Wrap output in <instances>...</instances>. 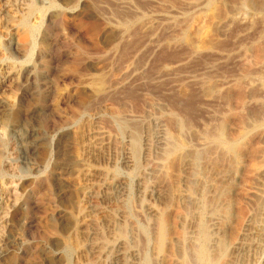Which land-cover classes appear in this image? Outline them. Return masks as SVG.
Wrapping results in <instances>:
<instances>
[{"label":"rangeland","instance_id":"rangeland-1","mask_svg":"<svg viewBox=\"0 0 264 264\" xmlns=\"http://www.w3.org/2000/svg\"><path fill=\"white\" fill-rule=\"evenodd\" d=\"M263 203L264 0H0V264H264Z\"/></svg>","mask_w":264,"mask_h":264},{"label":"bare ground","instance_id":"bare-ground-1","mask_svg":"<svg viewBox=\"0 0 264 264\" xmlns=\"http://www.w3.org/2000/svg\"><path fill=\"white\" fill-rule=\"evenodd\" d=\"M123 125V124H122ZM135 139H137V134L135 133ZM226 144V143H225ZM223 145V143H222ZM173 146V145H172ZM174 147V146H173ZM140 150V149H139ZM225 150V149H224ZM229 150V148H228ZM138 151V150H137ZM135 151V152H137ZM222 151V150H221ZM226 153V152H225ZM222 154V153H220ZM211 155V154H210ZM224 155V154H223ZM227 155V154H226ZM225 155V156H226ZM231 155H234L231 153ZM230 155V156H231ZM236 155V154H235ZM214 156V155H213ZM206 157V156H205ZM222 157V156H221ZM234 157V156H233ZM232 157V158H233ZM184 158V157H183ZM229 158V157H228ZM231 158V159H232ZM165 159V158H164ZM221 159V158H220ZM222 159H224V157H222ZM229 160V159H228ZM233 160V159H232ZM198 161V160H197ZM223 161V160H222ZM212 163V162H211ZM225 163V162H224ZM229 164V162H226ZM199 166V165H198ZM218 166V165H217ZM221 166V165H220ZM227 166V164H226ZM227 169H230V168H227ZM199 170V169H198ZM196 170V171H198ZM207 170V169H206ZM232 170V169H231ZM227 171V170H226ZM198 174V173H197ZM196 176V175H195ZM206 177V176H205ZM198 182V181H197ZM196 185V184H195ZM195 187V186H194ZM219 187V186H218ZM191 188V187H190ZM193 188V187H192ZM191 188V189H192ZM222 191L224 190L223 188H221ZM194 192L193 194H195V189H192ZM195 190V191H194ZM219 190V189H218ZM217 190V192H218ZM227 190V189H226ZM199 191V190H198ZM209 191V190H207ZM201 193V191H199ZM216 192V193H217ZM232 192V191H231ZM192 194V195H193ZM202 194V193H201ZM209 194V192L207 193ZM224 194V193H223ZM204 195V194H203ZM214 195V194H213ZM209 196V195H208ZM222 196V194H221ZM232 196V195H231ZM200 197V196H198ZM230 197V196H229ZM219 198V196H218ZM214 199H217V198H214ZM214 199H211V202H213L212 200ZM202 200V199H201ZM206 200H210L208 198H206ZM205 200V201H206ZM220 200V199H219ZM204 200H202L203 202ZM215 201V200H214ZM217 201V200H216ZM224 201V200H223ZM227 201V200H226ZM199 202V201H197ZM210 202V201H209ZM262 202V200H261ZM187 203V202H186ZM191 203V202H190ZM189 203V204H190ZM232 203V202H231ZM188 204V205H189ZM216 204H218L216 202ZM215 204V205H216ZM264 204V203H263ZM185 205V204H184ZM192 205V204H191ZM194 205V204H193ZM208 205V203H207ZM219 205V204H218ZM176 206V205H175ZM186 206V205H185ZM198 206V205H197ZM209 206V205H208ZM207 206V207H208ZM222 206V205H221ZM219 206V207H221ZM225 206V205H224ZM230 206V205H229ZM195 207V206H194ZM218 206H214V209L212 211H214L213 213L216 215L217 213H219L220 211H218L219 209ZM187 209V208H186ZM199 209V207H198ZM203 212H206V206H203ZM221 209V208H220ZM194 210V208H193ZM196 210V209H195ZM197 211V210H196ZM200 211V210H199ZM202 211V210H201ZM208 211V210H207ZM223 211V210H222ZM186 212V211H185ZM188 212V211H187ZM186 212V213H187ZM211 212V211H210ZM224 212V211H223ZM228 212V211H227ZM222 213V212H221ZM225 213V212H224ZM163 214V213H162ZM169 214V213H168ZM187 215V214H186ZM192 215H194L192 213ZM163 216V215H162ZM168 216V215H167ZM196 216V215H195ZM212 216V215H211ZM259 216V215H258ZM170 217V216H169ZM174 217V216H173ZM194 217V216H193ZM219 217V216H218ZM223 217V216H222ZM227 217V216H226ZM230 217V216H229ZM191 218V217H189ZM220 218V217H219ZM228 218V217H227ZM168 219V218H167ZM187 219H188V216H187ZM194 219V218H193ZM192 219V220H193ZM198 219V218H197ZM217 219V218H216ZM229 219V218H228ZM166 220V219H165ZM164 219L161 218L160 222L158 223L159 225L157 226L158 228V235H157V249H158V253H164L165 250H167V238L169 237V235H171V228H168V223L165 221ZM199 220V219H198ZM226 220V218H225ZM159 221V219H158ZM157 221V222H158ZM188 221V220H187ZM210 221V220H209ZM259 221V220H258ZM170 223V222H169ZM181 223H184V222H181ZM190 224V223H189ZM157 225V224H155ZM174 225V224H173ZM184 225V224H183ZM194 225V224H193ZM189 226V225H188ZM192 226V225H191ZM197 226V231H198V236H197V239L196 241L193 243H190L188 245H183L180 243V245H177L176 248H175V254L177 255L178 259H179V264H227L225 263V260L228 259V257L230 256V246L228 244V240L225 238L219 242H217V244H215V246L212 245L214 239H213V235H212V231H210L207 223L205 222V220L203 218H200V220L198 221V224L196 225ZM186 227V226H185ZM176 228V227H174ZM183 228V227H182ZM194 228V227H192ZM156 228H154L155 230ZM177 229V228H176ZM263 229V228H262ZM190 230V228H189ZM195 230H196V227H195ZM123 231V230H122ZM125 231V230H124ZM175 232V230H173ZM187 231V230H186ZM182 232V231H181ZM121 233V232H120ZM179 234V232H177ZM197 233V232H196ZM154 234V232H153ZM123 235V233H122ZM173 235V234H172ZM176 235V234H175ZM174 235V236H175ZM181 235V234H180ZM217 235V234H216ZM171 237V236H170ZM186 238V235L184 236ZM156 238V237H155ZM154 238V239H155ZM183 238V237H182ZM222 238V237H221ZM224 238V237H223ZM170 239V238H169ZM179 240V239H178ZM190 240V239H189ZM192 240V239H191ZM171 241V240H170ZM143 242V241H142ZM156 242V241H155ZM172 242V241H171ZM175 243V242H174ZM156 244V243H155ZM154 244V245H155ZM171 244V243H170ZM172 245V244H171ZM145 246V245H144ZM156 246V245H155ZM155 246L153 247L155 249ZM172 247V246H171ZM174 247H172L173 249ZM173 252V251H172ZM154 253V251H153ZM143 254V253H142ZM163 255V254H162ZM168 255V253H167ZM174 255V254H173ZM161 256V255H160ZM159 256V257H160ZM173 257V256H172ZM153 258V257H152ZM161 258V257H160ZM168 258V256H167ZM175 258V256L173 257ZM230 258V257H229ZM177 259V260H178ZM160 260V259H159ZM154 261V260H153ZM170 261V260H169ZM228 261V260H227ZM234 261V260H233ZM165 262V261H163ZM171 262V261H170ZM240 262V261H239ZM238 262V264H239ZM177 263V262H176ZM231 263V262H230ZM229 263V264H230ZM244 263V262H243ZM242 263V264H243ZM171 264V263H170ZM233 264V263H232Z\"/></svg>","mask_w":264,"mask_h":264}]
</instances>
